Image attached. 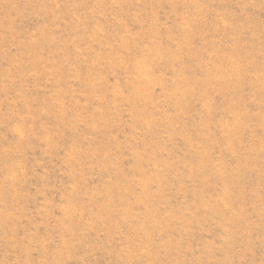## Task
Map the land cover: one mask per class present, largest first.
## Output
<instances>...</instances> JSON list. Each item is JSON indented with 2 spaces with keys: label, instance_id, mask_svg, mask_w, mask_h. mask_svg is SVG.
<instances>
[{
  "label": "rangeland",
  "instance_id": "rangeland-1",
  "mask_svg": "<svg viewBox=\"0 0 264 264\" xmlns=\"http://www.w3.org/2000/svg\"><path fill=\"white\" fill-rule=\"evenodd\" d=\"M0 264H264V0H0Z\"/></svg>",
  "mask_w": 264,
  "mask_h": 264
}]
</instances>
